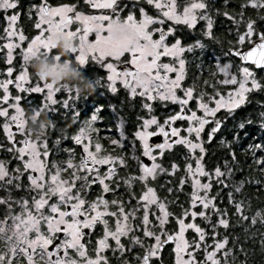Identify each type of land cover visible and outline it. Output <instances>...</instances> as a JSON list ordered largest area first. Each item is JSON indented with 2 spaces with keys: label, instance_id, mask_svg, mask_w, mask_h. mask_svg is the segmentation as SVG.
Masks as SVG:
<instances>
[{
  "label": "snow or ice",
  "instance_id": "snow-or-ice-1",
  "mask_svg": "<svg viewBox=\"0 0 264 264\" xmlns=\"http://www.w3.org/2000/svg\"><path fill=\"white\" fill-rule=\"evenodd\" d=\"M224 2L229 4L230 0ZM84 3L91 9L107 11L84 14L77 10V4L61 3L52 6L48 0H39L38 4L29 9V12L35 13L33 27L38 34L32 35L27 41L25 34L17 32L13 27L18 14L5 17L9 22L5 31L9 38L15 37L17 42L3 45L7 49L5 63L9 66L5 69L6 78L0 81V89L3 90L0 104L7 105L0 107V117L4 118L0 126L12 149L18 153L24 171L16 168L13 170L15 175H12L6 165L0 162V185L6 186L4 190L8 193L7 197L0 199V204H4L8 209L5 220L12 221L11 225L0 222V241H3L7 250L0 253V264H13L20 256L24 257L26 264H110L105 250L112 251L113 255L121 253L122 264H157L165 246H171L173 264H228L229 256L235 261L233 250L226 249V238L217 240L214 236L213 245L209 250L205 230L195 222H188L186 218L191 217L192 221H195L199 216L205 224H209L210 217L214 214L217 219L215 224L211 225L213 233L215 234L217 226L227 228V213L214 203L219 196V189L216 196L210 195L212 181L219 186L234 187L237 193L243 187V180L239 183L233 181L232 185L226 182L230 181L233 175L227 158L223 162V169L217 166L210 172L206 171L202 164L205 154L202 145L205 142V134L207 141L211 142L223 127L224 120L216 116L218 111L223 109L232 115L250 102V94L258 93L264 96V0H243L239 4L238 12L235 9L231 13L223 12L227 20L238 29L244 24V30L237 31L236 42L248 46L247 49L230 47L225 52L226 56L238 57L241 62L238 75L229 71L228 63L222 66L217 64L216 71L223 75V79L217 83L232 86L226 96L219 90L211 95L203 90L197 93L195 87L186 85V56L194 53L196 49H203L204 45L200 40L184 44L182 38L172 36V25H183L188 30H194L198 21H202V35L209 40L214 38L213 17L209 14V4L206 0H192L183 6L178 0H146L148 5L157 10L156 16L148 15L142 6L136 4L122 15L126 6L121 7L120 0H84ZM16 7L17 0H0V9L6 11ZM137 7L138 19L134 16V9ZM247 9L255 11V19L249 16L245 20ZM236 16L240 19L237 20ZM57 17L58 19H54ZM166 21L171 22L166 31L155 27L164 25ZM71 25H75L74 30L70 28ZM55 33L64 34L77 41L78 49L74 53V61L78 65L84 66L90 58L106 71L109 92L117 91L118 81L119 85L127 90L129 97L141 98V107L148 112V117L137 126L133 135L135 140L139 141L141 155L152 161L150 166L141 162L135 154V147L129 150L132 154L128 158L122 154L99 156L102 148L99 142L94 145L95 152L90 150L92 138L89 133L94 130V122L98 119L97 108L71 137L73 143L82 148L78 166L72 163V150L65 149L70 154L67 168L73 169L69 178L65 179L60 175L64 169L54 160L51 164L54 172L46 167L50 155L45 143L47 137L44 134L33 139L31 133L25 131V110L19 102L22 99L27 102V96L15 95L10 99V86L14 85L17 92L23 94H44L46 103L41 104L39 108L30 105L34 118L41 111H55L48 107L57 103L53 98L54 94L61 90L69 94L73 92L67 86H53L40 80L30 83L32 77L25 61L33 53L47 54L48 39ZM90 34L94 38L90 39ZM169 36H172V42L166 41ZM25 41L27 46L21 47L19 42ZM13 48H19L22 54L21 70L18 74L14 73ZM118 65H122V68H118ZM204 83L207 84V81ZM94 84L99 85L100 81L96 80ZM153 101L176 104L179 109L169 113L163 123H160L152 114ZM190 101H194V109L190 106ZM62 103L67 107L69 100L66 99ZM260 107L264 108V104ZM9 109L13 110L11 114ZM197 110L202 115H198ZM259 116V136L250 135L248 129L253 125V120L245 117L234 126L232 141L225 142L222 139L221 143L228 149L227 156L232 162H236L232 144L240 143V133L243 132L244 138H249L245 152L251 154L252 162L256 165L255 170L264 173V111H260ZM176 121H186L187 127L175 126ZM12 124L22 137L19 147H16L14 142L15 132L10 130ZM152 126H155L154 131L150 130ZM117 131H120L119 125ZM156 135L162 136L163 142L150 144L149 138ZM123 139L121 133L119 140ZM55 143L58 144L59 140ZM110 143L118 145L119 141L111 139ZM174 146H183L187 152V156L183 158L189 161L184 169L187 176L180 178L177 190L182 191V186L188 182V178L191 179L192 189L189 206L184 208L180 216L170 213L164 200L148 185L149 178L154 180L159 173L167 172L172 175L178 170L179 166L175 162L170 164V170L157 162L158 156H163L165 151H172ZM154 149L158 151L154 153ZM192 160L195 161V170L190 163ZM130 162L138 167V173L133 168L131 173L122 178V183L128 192L129 202L135 199L137 203L126 209L123 198L119 201H109L104 194L111 192L115 196L121 182L116 165L129 168ZM100 165H106L107 170L101 173L98 170ZM24 176L28 181L27 186L22 183ZM201 177H207V182L201 181ZM248 179L264 191V179ZM136 182L144 185V191L138 198L134 192ZM97 183L100 193L94 200H89L87 197L90 186ZM10 187L18 190L30 187L31 191L36 193L30 201L24 197L16 199L14 203L19 206L20 212L15 214L9 204ZM167 191L171 193L173 188L170 187ZM228 202L234 207L235 214L247 219L243 202L236 201L231 191L228 193ZM110 204L115 210L110 209ZM198 206L200 210L196 211ZM141 207L143 228L133 226L128 219L135 217ZM153 208L158 209V212H154ZM152 216H155V221L151 220ZM108 217L115 218L114 229ZM173 217L176 227L168 231L166 225ZM257 217H260L261 224H264V211H256L251 217L253 224L256 223ZM97 225L102 226V234L96 238L90 249L85 237L94 232ZM189 229L196 234L192 242L185 237ZM137 230L142 231L143 238H147V246L145 239L135 234ZM122 238L128 239L129 243L125 244ZM260 243L264 247V235ZM137 246L141 249L139 253L131 259L123 258L125 253L134 252ZM69 250L75 253L74 257L70 256ZM90 251L94 255L89 254ZM221 255L224 257L223 261L220 260ZM244 264H247V261H244Z\"/></svg>",
  "mask_w": 264,
  "mask_h": 264
},
{
  "label": "trees",
  "instance_id": "trees-1",
  "mask_svg": "<svg viewBox=\"0 0 264 264\" xmlns=\"http://www.w3.org/2000/svg\"><path fill=\"white\" fill-rule=\"evenodd\" d=\"M48 1L51 3L54 2V0ZM69 1L70 0H66L65 2ZM38 2V0H18L17 7L13 11L18 14L19 27L23 30L26 37H30L36 32L33 27V17L27 13V10L32 4H38ZM241 2H243V0H230L229 4H225L224 0H206V3L209 4V14L213 17L214 22V38L211 40L202 35V21L197 23L194 30H188L186 27L182 26L176 27L175 37L182 38L184 44L194 43L196 40H200L204 45L203 49H196L194 53L187 54L186 56L187 73L185 83L186 85L195 87L197 93L203 90L207 94L211 95L214 94L216 90H219L222 94H225L227 90L231 89V87L217 83V81L221 80L222 77L216 71V65L219 62L228 63L225 52H227L230 47L239 48L240 46H247V44L240 45L236 42L237 31H243L244 24L242 23L238 29L223 15L224 11L231 13L235 9V11L238 12L239 4ZM249 16L255 19V11L247 9L245 12V20ZM4 19V15L0 13V43L5 32L4 27L6 21H4ZM236 19L239 20L240 17L236 16ZM18 62L19 56L16 55L13 61V64L15 65L14 73L17 72ZM239 64L240 63L234 64L233 69H238ZM7 67L8 65L5 63L4 53L0 51V73H3ZM236 74L238 75V72H236ZM31 80L33 81L36 79L32 77ZM205 81H207V84L204 83ZM10 92L12 95H15V89L12 86H10ZM2 94L3 91L0 90V96H2ZM21 95L27 96V102L23 99L20 101V105L25 110V115L31 114L30 105L36 108L39 107L41 99L38 94L21 93ZM110 100H112L116 105L117 111L99 114L98 122H107V125H109L107 128H109L110 125H114L113 121L117 116L124 121L126 125L125 134L129 139L125 148V158H128V146L129 148H132L134 144L137 145L136 142H134V139H132L133 133L136 131L137 126L140 125L141 120L148 117V112L141 107V100H130L127 93L123 90H120L117 96L110 98ZM257 101H259V103H257ZM261 104H264V96L254 93L250 94V102L237 109L232 115H229L225 110L221 109L217 116L224 120L223 127L220 133L216 135L211 142L204 144L205 154L202 158V164L206 171L210 172L217 166L223 169V162L227 158L229 159V167L233 169V175L232 179L226 182L229 185H232L233 181L237 183L242 180L244 181L243 187L239 193L235 192L234 187L219 186L215 183V181H212V187L209 190L210 195L216 196L219 189V196L214 203L227 213L226 218L229 221L227 228L217 226L215 234L213 233L211 225L215 224L217 219L214 214L211 215L209 224H205L204 220L199 216L195 218V221H192L191 217L186 218L188 222H195L205 230L209 250H211L213 245L214 236L217 240L226 238V249H232L233 255L236 258L235 261H233L232 256H229L227 258L228 264H244V261H247V264H264V247H262L260 243L262 235H264V224H261L260 217H257L255 224H253L251 220V217L257 210L264 211V191L260 190V186L250 183L248 179H264V173L255 170L256 165L252 162L251 154L245 152L248 147L249 138H244L243 132L240 133V143L232 144V147L235 149L236 162H232L231 158L227 156L228 149L223 143H221L222 139L225 142L232 141L233 132L235 130L234 126L245 117L253 120V125L248 129L250 135L259 136L260 130L258 125L261 120L259 112L264 111V108L260 107ZM190 106L193 108V104ZM178 108L179 107L177 105H164L159 101H153L152 114L159 118L160 122H163V119L167 116L170 110H177ZM53 109H55V111H41V113L45 114L52 123V127L47 129L45 132V136L48 140V148L50 150L47 162L49 169H51L53 160L56 161L58 165L63 167V163L69 159L70 155L69 152L65 151V149L72 150V162L74 164L80 162L77 145L72 143L73 141L71 137L76 134L79 125H82V122L89 117V114L82 112H75L77 115L75 117L74 112L70 110H63L59 105L55 106ZM3 122V118L0 117V125H2ZM179 122L180 121H178V123ZM98 132L99 135L104 133L103 130H98ZM111 139H113L111 136H100L98 141L102 145L103 153L116 156L118 154V150L116 149L117 146L108 144ZM57 140H59L58 144L55 143ZM0 145L5 146V148L0 150V159L4 161L7 170L9 167L10 174L15 175V172L12 171L14 168H19L22 171L16 155L9 150L12 148V145L6 140V137L3 134L2 126H0ZM197 155H199L198 152ZM185 156H187V153L183 146H174L172 151H165L160 160L162 167L170 170V164L175 162L179 166L178 170L172 175H161L150 183V186L155 189L158 197L166 203L167 210L170 213L175 214V216H180L184 208L189 206L190 194L192 191L190 178H188V182L182 186V191L177 190L180 178L182 176H187L184 169L186 162L188 163L189 161L183 158ZM190 163H192V161ZM134 165V163L130 162V167L124 168L123 172L119 173V176L122 177L131 173ZM70 174V170L66 169L64 171V176L69 178ZM200 179L203 182H207V177H201ZM22 183L25 186L28 185L26 176L22 177ZM161 185H163V187H161ZM5 187L6 186L4 185H0V199L8 196V193L4 190ZM170 187L173 188L171 193L167 191ZM143 189V184H137L134 186L136 197L141 194ZM229 191L233 193V197L236 201L243 202L245 210L244 215L247 219H242L239 214H235L234 207L228 202ZM10 192L11 198L9 199V204L11 205L12 213L19 211L20 209L19 206L14 203L16 199L24 197L30 201L32 196L36 195L35 192L31 191L30 187L20 190L10 187ZM119 192L120 191L117 190L115 196H112L110 200L114 198L121 200L122 198L118 197ZM195 210L199 211V206ZM6 212L7 207L4 204H0V218H3L6 215ZM166 227L168 231H172L176 227L175 217L171 219ZM139 235L141 236V234ZM195 235L196 234L190 229L185 233V237L189 242L193 241ZM0 243L3 244L1 241ZM201 247H203V242H201ZM200 255L201 258H203L202 252ZM223 259L224 257L221 255L220 260L223 261ZM13 264H25L24 258L15 260ZM157 264H173V254L164 252L161 255L160 261H157Z\"/></svg>",
  "mask_w": 264,
  "mask_h": 264
},
{
  "label": "rangeland",
  "instance_id": "rangeland-1",
  "mask_svg": "<svg viewBox=\"0 0 264 264\" xmlns=\"http://www.w3.org/2000/svg\"><path fill=\"white\" fill-rule=\"evenodd\" d=\"M84 1V0H83ZM190 2H192V0H178V3L181 5V6H183V4L184 3H190ZM120 3H121V7H125V12L124 13H122V15H124V14H126V11H127V9L128 8H132V6L134 5V4H136V5H138V6H142L144 9H145V12L148 14V15H152V16H156V15H158V13H157V10L155 9V8H153L152 6H150V5H148L147 3H146V0H120ZM32 5H35V4H32ZM31 5V6H32ZM30 6V7H31ZM30 7L28 8V10H27V13L31 16V17H33V25H34V17H35V13L34 12H29V9H30ZM90 10H88V13H84V14H99L101 11H107V10H97V9H91V8H89ZM14 11V9H8V10H4V9H0V13H2L3 15H4V17H6V16H10V15H13V14H16L15 12H13ZM134 16L138 19L139 18V10H138V7L136 8V9H134ZM18 18H19V16H18ZM54 19H58V17L57 18H54ZM4 21H6L5 22V27H4V30L6 29V28H8L9 27V22L6 20V19H4ZM199 22V21H198ZM171 24V22L170 21H166L165 22V24L164 25H155V27H161V28H163L165 31L167 30V27L169 26ZM185 27V26H183V25H172V27L174 28V32H173V34H172V36H174L175 37V31H176V27ZM14 28H15V30L17 31V32H21V33H23V30L19 27V23H18V19H17V22H16V24L13 26ZM150 27H152V26H150ZM70 28H72L73 30H74V28H75V25H71L70 26ZM34 30H35V28H34ZM36 31V30H35ZM24 34V33H23ZM35 34H38L37 33V31L35 32ZM154 35H156V34H154ZM172 36H169V37H166V41H168V42H172ZM31 38V36L30 37H26V41L27 40H29ZM91 38H94L93 36H91V34H90V39ZM1 43H0V51L1 52H3L4 53V57H5V59H6V54H7V49H5L4 47H3V45L5 44V43H8V42H12V43H16L17 41L15 40V37H12V38H9L8 37V35H7V32L5 31L4 32V35L2 36V38H1ZM26 41L25 42H19L20 44H21V47H26L27 46V43H26ZM241 47V46H240ZM245 47V46H244ZM12 52H13V61H14V59H15V56L16 55H18L19 56V62H18V66H17V72H16V74H18V71L19 70H21L20 69V64H21V62H22V54H21V52H20V49L19 48H13V50H12ZM54 53V50H52L51 52H49V55H52ZM70 59L72 58L73 59V61H74V56H72V57H69ZM162 59H165L166 60V58H162ZM75 62V61H74ZM227 63V62H226ZM218 64H220L221 66L224 64V62H219ZM229 65H230V68H229V71L230 72H232V73H234V74H236V72H238V69H233V67H234V65L233 64H230V63H228ZM9 66V65H8ZM216 67H217V65H216ZM27 70H28V68H27ZM14 71H15V68H14ZM29 71V70H28ZM219 73V72H218ZM220 75H221V77H222V79H223V75L221 74V73H219ZM6 78V76H5V70H4V72L3 73H0V81H2V80H4ZM37 80V79H36ZM36 80H30V83H34V82H36ZM14 89H15V87H14V85L12 86ZM116 87L118 88V89H120V90H124L126 93H127V95H128V92H127V90L126 89H124L122 86H120L119 85V82L117 81V84H116ZM228 87H232V86H228ZM0 90H2V89H0ZM3 91V90H2ZM229 90H227L226 91V93L224 94L225 96L227 95V92H228ZM111 93V95L112 94H115V93H112V92H110ZM15 95H21V93L20 92H17V90L15 89ZM15 95H12L11 94V92H10V99H11V97H14ZM39 96H40V105L41 104H44V103H46V101L44 100V94H38ZM182 95V94H181ZM0 98H2V96H0ZM56 101H57V103L55 104V105H49L48 107H49V109H53L55 106H57V105H59L60 107H61V109H63V110H70V111H72V112H74L75 113V111H74V100H75V98H76V93L73 91L72 93H66V92H64L63 90H61L59 93H56V94H54V97H53ZM130 98V100H136V99H139V100H141V98L140 97H138V96H133V97H129ZM218 98V97H217ZM69 100V103H68V106L67 107H64L63 106V103H62V101H64V100ZM191 102V101H190ZM20 103V102H19ZM153 103V102H152ZM40 105H39V107H40ZM164 105H176V104H171V103H166V104H164ZM7 105L6 104H0V107H6ZM178 107H179V105H177ZM38 107V108H39ZM223 110V109H222ZM13 110L12 109H9V114H11V112H12ZM42 112H45V111H42ZM47 112H49V111H47ZM197 112H199L198 110H197ZM77 115H76V113H75V117H76ZM91 115H89V117H90ZM88 117V118H89ZM97 117H98V115H97ZM99 118V117H98ZM116 119L113 121V126L112 127H109V128H105V129H103V131H104V133H102V134H100L99 135V132H98V129L99 128H95V127H93L94 128V130L93 131H91L90 133H89V135H90V137L92 138V145H91V151H93V152H95V147H94V145H95V143L96 142H99L98 141V138L100 137V136H106V137H109V136H111V137H113V139H117L118 141H119V144L118 145H114V146H117V147H126V144H127V142H128V138H127V136H126V134H125V127H126V125H125V123H124V121H122V119L121 118H119L118 116L117 117H115ZM157 118V117H156ZM144 119V118H143ZM143 119L141 120V123L140 124H142V121H143ZM3 120H4V118H3ZM99 119H97V121H98ZM157 120L159 121V118H157ZM164 120V119H163ZM160 122V121H159ZM186 122V121H185ZM163 123V122H162ZM186 124H187V122H186ZM14 124H12L11 126H13ZM117 125H119L120 126V131H117ZM15 126V125H14ZM82 125H79V127H78V130H77V132L79 131V129H80V127H81ZM186 127H187V125H186ZM97 129V131H95ZM10 130H11V127H10ZM150 130H155V126H152L151 127V129ZM13 132H15V135H14V137H17L18 138V140H20V139H22V137L20 136V134L18 133V132H16V131H13ZM76 132V133H77ZM112 134V135H110V134ZM121 133L123 134V136H124V139L122 140V141H120L119 140V138H120V135H121ZM134 134V133H133ZM183 134V133H182ZM19 137H20V139H19ZM32 137H33V139L35 138V136H33L32 135ZM132 139H134V142H136V144L137 145H139V141H136L135 140V138H134V135H133V138ZM6 140H7V138H6ZM8 141V140H7ZM85 143H87L88 141H84ZM45 143L47 144V146H48V140L46 139L45 140ZM73 143V142H72ZM74 144V143H73ZM108 144H111L110 142H108ZM75 145V144H74ZM112 145V144H111ZM20 146V144H19V141H18V143L16 142V147H19ZM3 148H5V146H3V145H0V150L1 149H3ZM128 148H129V146H128ZM7 149V148H6ZM12 149V148H11ZM12 151V153H14L15 155H16V158H17V161L20 163V165H21V168H22V172L24 171V169H23V165H22V162H21V160L18 158V153H16L15 152V149H12L11 150ZM42 151V150H41ZM186 151V150H185ZM187 153V152H186ZM98 155L99 156H103V155H110V154H108V153H103V151H102V148H101V152L100 153H98ZM159 157L160 156H158L157 157V162H158V160H159ZM42 158V157H41ZM25 159H26V157H25ZM71 159H72V156H71ZM67 161H68V159L65 161V163H63V169H64V171L66 170V169H68L67 168ZM0 162H3L4 163V161H2L1 159H0ZM73 163V162H72ZM80 163V162H79ZM79 163H77V164H74V165H76V166H78L79 165ZM189 163V162H188ZM5 164V163H4ZM186 164H187V162H186ZM191 165H192V167H193V170H195V161L194 160H192V163H191ZM8 166H9V161H8ZM101 166H103V168H101V167H98V170L101 172V173H103L104 171H106L107 170V166L106 165H101ZM46 167L48 168V165H46ZM116 167H117V169H120L121 167L119 166V165H116ZM14 169H16V168H14ZM14 169H12V171L14 170ZM68 170H70L71 172L73 171V169H68ZM8 171H9V167H8ZM53 172L55 171L54 169L52 170ZM64 171H62L61 173H60V175L63 177V178H65V179H68V177L67 176H64ZM77 171H78V167H77ZM9 173H10V171H9ZM167 174V172H164V173H159L157 176H156V178L155 179H157L159 176H161V175H166ZM185 174H186V172H185ZM187 175V174H186ZM149 179H152V178H149ZM154 179V180H155ZM97 185H98V183H97ZM149 185V184H148ZM99 186V185H98ZM154 189V188H153ZM144 191V190H143ZM143 191H142V193H143ZM154 191H155V189H154ZM156 192V191H155ZM141 193V194H142ZM115 199V198H114ZM117 200V199H116ZM154 212H158V209H155V208H153L152 209ZM7 212H8V209H7ZM7 212H6V215H7ZM17 212H20V209H19V211H16V212H13V214H15V213H17ZM137 213L139 214V220H140V222H141V217H142V207L140 208V209H138L137 210ZM137 213H136V216H137ZM5 215V216H6ZM5 216L3 217V218H0V222H3L4 224H6V225H11V223H12V221L10 220V219H8V220H5ZM136 216L135 217H129L128 219L132 222V224L134 223V219L136 218ZM151 220H153V221H155V216H153V217H151ZM112 224L113 225H111V227L114 229V227H115V218H113L112 217ZM142 227H143V225H142ZM1 242H3V241H1ZM7 250H6V247H5V244L3 243V244H1L0 243V253H5ZM73 252V251H72ZM105 252H106V250H105ZM74 253V252H73ZM89 254H91V255H94V253L93 252H91L90 251V253ZM74 255H75V253H74ZM24 257L23 256H20L19 257V259H23ZM174 258V257H173ZM77 259H79L78 257H77ZM25 261V260H24ZM25 264H26V261H25Z\"/></svg>",
  "mask_w": 264,
  "mask_h": 264
},
{
  "label": "flooded vegetation",
  "instance_id": "flooded-vegetation-1",
  "mask_svg": "<svg viewBox=\"0 0 264 264\" xmlns=\"http://www.w3.org/2000/svg\"><path fill=\"white\" fill-rule=\"evenodd\" d=\"M18 1V0H17ZM39 1V0H38ZM66 0H54L53 3L49 2L52 6H58L59 4L61 3H70V4H77L78 5V8L77 10H80L82 11L83 13H88V10H90L83 0H70L69 2H65ZM244 47V46H242ZM242 47H239V48H242ZM228 59V63L230 64H238L240 63L236 58H233L231 56H226ZM70 59V58H69ZM71 60H73L71 58ZM119 66V65H118ZM81 67V72H82V75L86 78H88L89 80L91 81H96V80H99L100 81V84L99 85H96L95 86V90L92 91L91 93H76V98L74 100V111L75 112H82V113H86V114H89V115H92V113L98 108L99 111L96 112L97 115L101 114V113H109V112H114V111H117L116 110V105L113 103L112 100H110V98H113L114 96H117V94L120 92V89H118L117 87V91L115 94H112L108 91L107 89V73L106 71L101 68L99 65H97L95 62H92L89 59L86 60V63L84 66H80ZM124 91V90H123ZM193 104V109L195 108V103L194 101L193 102H190V105ZM214 106V105H212ZM179 109V108H178ZM177 109V110H178ZM176 110H170L169 113H172ZM219 112V111H218ZM218 112L216 113V116L218 114ZM168 113V114H169ZM167 114V115H168ZM198 115H202V113L198 112ZM218 117V116H217ZM162 123V122H160ZM178 121L175 122V126L177 127H186V122H182L180 121L178 124ZM109 125H107V122H98L97 120L94 122V125L93 127L95 128H99L98 130H103L105 128H107ZM113 125H110V127H112ZM207 127V126H206ZM97 131V129L95 130ZM220 133V132H219ZM218 133V134H219ZM217 134V135H218ZM163 138V137H162ZM164 139V138H163ZM204 140L205 142L203 143V147H204V144L207 143V137H206V134L204 135ZM18 139H17V143H18ZM134 143V142H133ZM78 146V145H77ZM133 147H135L136 149V152L135 154L139 157L142 156L141 155V150H140V146L139 145H133ZM132 147V148H133ZM126 147H117L116 149L118 150V154L117 155H123L125 156V149ZM132 148H128L127 150H130ZM158 151V150H155L154 149V153ZM132 153L130 151H128L127 153V156L130 157ZM112 155V154H110ZM78 156L80 158V155L78 153ZM113 156V155H112ZM163 156H160L159 157V160L158 162L160 163V160ZM152 161L150 162V165H151ZM161 164V163H160ZM149 165V166H150ZM162 166V165H161ZM98 167H101L103 168V166H98ZM134 168L136 169V172L138 173V167L136 165H134ZM123 169L124 168H120L118 169V175L119 173L123 172ZM125 176V175H124ZM120 177L121 178V182H120V188L118 189L120 192H119V195L118 197L119 198H123V201H124V207L127 209L129 207H133L136 205L137 203V200L133 199L131 200V202H129V197H128V192L125 188V186L123 185L122 183V178L124 177ZM153 182V179H149L148 180V184L150 186V183ZM137 184H142L140 182H136L134 184L137 185ZM144 190V189H143ZM142 190V191H143ZM100 193V188L97 184H93L90 186V191L88 193V199L89 200H94L96 198V196ZM142 193V192H141ZM141 195V194H140ZM113 196V194L110 192V195L106 197L107 200L111 201L110 198ZM138 198V197H137ZM119 201V200H118ZM110 209L112 210H115L114 209V206H112L111 204L109 205ZM139 214L137 213V216L136 218L134 219V223H133V226H139V228H143L142 227V224L139 220ZM153 217V216H152ZM110 222V225H113L112 224V217H108L107 218ZM102 234V226L100 225H97L96 228H95V231L94 232H91L89 233V236L85 238V242L89 244V248L91 249V247L94 245L95 243V240L98 236H100ZM137 236H140L139 234H141L140 237H142V231H139L137 230L136 233H135ZM143 238V237H142ZM145 239V246H147V238H143ZM123 242L125 244L129 243L128 239H125V238H122ZM114 243V242H113ZM141 251V249L139 248V246L136 247L135 251L132 252L131 254H128V253H125L124 254V257L123 258H126V259H131L132 256L136 255L137 253H139ZM164 252H168V253H172L171 252V246H166L163 248V250L161 251V255L164 253ZM69 253H70V256H75L74 253L72 252V250H69ZM106 254H107V257L110 261V264H122V258H121V253L117 252L115 255H113V252L110 251V250H106ZM157 261H160L157 260Z\"/></svg>",
  "mask_w": 264,
  "mask_h": 264
},
{
  "label": "clouds",
  "instance_id": "clouds-1",
  "mask_svg": "<svg viewBox=\"0 0 264 264\" xmlns=\"http://www.w3.org/2000/svg\"><path fill=\"white\" fill-rule=\"evenodd\" d=\"M48 49L47 54L33 53L25 61L31 77L53 86H67L78 93L95 90L94 82L82 75L80 65L69 59L78 49L74 38L55 33L48 39ZM52 50L54 53L49 55ZM51 127V121L41 112L35 118L32 114L25 115V131L35 137L44 135Z\"/></svg>",
  "mask_w": 264,
  "mask_h": 264
},
{
  "label": "water",
  "instance_id": "water-1",
  "mask_svg": "<svg viewBox=\"0 0 264 264\" xmlns=\"http://www.w3.org/2000/svg\"><path fill=\"white\" fill-rule=\"evenodd\" d=\"M247 47H248V46L244 47V49H247ZM229 56H230V55H229ZM233 58H236V59L239 61L238 57H233ZM239 62H240V61H239ZM240 63H241V62H240ZM118 68H122V65H119ZM11 131H15V126H14V125L11 126ZM17 139H18L17 137H14V142H15V143L17 142ZM161 142H163V138H162V136H160V135H156V136H153V137H150V138H149V143H150V144H157V143H161ZM77 149H78V153H79V155H80V157H81V154H82V148H81L80 146H77ZM140 160H141V162L145 163L146 166H149V165H150V162H151V161H148L146 157L141 156V157H140ZM33 175H34V173H33ZM109 195H110V193H106V194H104L105 197H107V196H109ZM85 238H86V237H85ZM165 247H166V246H165ZM162 250H163V249H162ZM162 250H161V251H162Z\"/></svg>",
  "mask_w": 264,
  "mask_h": 264
}]
</instances>
